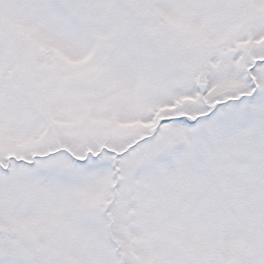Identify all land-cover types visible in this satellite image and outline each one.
<instances>
[{"label":"snow or ice","instance_id":"snow-or-ice-1","mask_svg":"<svg viewBox=\"0 0 264 264\" xmlns=\"http://www.w3.org/2000/svg\"><path fill=\"white\" fill-rule=\"evenodd\" d=\"M0 264H264V0H0Z\"/></svg>","mask_w":264,"mask_h":264}]
</instances>
